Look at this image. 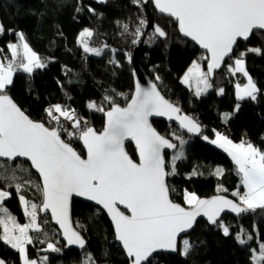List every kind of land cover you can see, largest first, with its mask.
<instances>
[{"label":"trees","instance_id":"16d2710c","mask_svg":"<svg viewBox=\"0 0 264 264\" xmlns=\"http://www.w3.org/2000/svg\"><path fill=\"white\" fill-rule=\"evenodd\" d=\"M148 7L153 20L167 33V37H153V31L145 25L139 42L133 44L140 20L147 19L143 5H134L131 0H0V24L6 30L0 35V61L11 59L7 45L19 40L17 33H23L32 50L46 63V67L34 69L30 74L18 70L7 94L31 119L44 122L46 126L54 127L56 124L50 122L45 110L60 104L74 109L77 118L100 131L104 124V112L90 109L88 104L95 102L107 110L111 105L104 100L105 96H111L119 105L127 103L133 91L132 64L128 54L131 56L133 49L142 41L141 67L165 98L178 105L182 113L194 118L201 126L200 133L191 138L183 132L179 133L174 124L152 120L157 131L173 143L179 144L173 133L187 141L183 158L175 162V174L167 176L170 198L185 204L184 192L187 191L194 192L198 197L222 193L238 201V197L232 195L237 190L243 192L236 165L227 152L210 141L219 132L233 142L244 140L264 151V33L255 31L249 41H240L234 52L238 56L248 48L261 49V54L248 52L245 57L246 69L260 89L256 100L237 99L234 82L242 83L245 78L240 73L233 76L227 71V64L232 63L227 59L210 78L211 90L196 96L180 82L179 77L194 59L205 68V53L180 36L175 21L157 14L151 2ZM89 8L94 11H89ZM124 24L128 25V32H124ZM85 28L93 32L89 46L102 48L101 55L86 53L81 46L80 33ZM147 36L153 38L146 42L144 39ZM113 60L117 63L110 62ZM157 75L159 81L155 79ZM221 88L224 89L223 94L218 93ZM237 104L239 110L236 109ZM225 113L231 114L227 122ZM205 136L208 140L203 139ZM71 145L84 155L78 139H72ZM126 150L136 160L131 144H126ZM174 153L175 150L164 155L168 172L172 171ZM0 165V190L11 193L3 206L20 223L27 218L22 213L20 195L38 206L41 231H30L34 237L33 243L27 246L30 259L40 264L47 256L44 264H86L90 255L95 264H129L114 240L107 216L92 204L77 199L72 200L71 216L86 246L82 251L65 249L57 228L47 214L39 211L42 194L37 185L40 181L30 165L22 160L9 162L1 159ZM217 169H222L223 173L216 175ZM16 184L23 185L19 193ZM218 187L227 191L218 192ZM222 222L229 227L228 236L218 225L210 227L205 221L198 220L194 229L182 237L178 245L185 238L190 240L193 247L187 256L179 251L176 254L156 253L150 258L151 264H253V251L259 250V245L264 243V209L237 217L225 214ZM237 235H241L247 243L240 244ZM249 236L252 239L249 240ZM49 242L61 251H45ZM0 258L7 264H22L19 253L3 241H0Z\"/></svg>","mask_w":264,"mask_h":264},{"label":"snow or ice","instance_id":"6c2138e0","mask_svg":"<svg viewBox=\"0 0 264 264\" xmlns=\"http://www.w3.org/2000/svg\"><path fill=\"white\" fill-rule=\"evenodd\" d=\"M131 2L141 6L147 0ZM154 4L159 12L175 19L184 36L190 37L209 54L204 57L208 61L207 71L199 62L193 61L182 80L189 87L195 82L196 96L212 87L210 78L216 69L226 63L227 58L232 61L227 64V71L233 76L240 73L247 78L243 86L236 84L237 99H257L260 89L246 69L245 57L248 52L261 54V49L248 48L238 56L234 52L241 40L249 41L256 30L264 31V0H154ZM89 11L94 10L89 8ZM146 24V20H140L133 44L139 42L141 29ZM123 29L128 32V25L124 24ZM5 31L0 24V35ZM16 35L19 43L7 45L11 59L7 63L0 62V158L13 161L25 157L31 162L42 180V184L37 185L43 197L39 210H50L53 221L63 230L67 245L85 246L84 238L73 228L70 219L73 195L94 201L107 211L114 225L115 237L121 242L129 264H151L150 257L158 251H179L187 256L193 245L185 238L178 247V237L193 229L198 217H206L228 236L229 227L220 220L221 213L226 209L237 215L264 209V151L244 140L234 143L219 132L210 143L227 152L236 165L244 191L237 190L232 195L238 197L239 202L219 195L201 199L194 192L187 191L184 193L187 207L170 199L166 177L175 174V162L183 158L182 149L187 141L173 133L174 139L179 141L180 150L172 157V171H166L164 149L176 150L178 145L161 135L149 118L164 116L169 120L175 119L189 133L199 134L201 128L194 118L181 115L180 108L165 99L155 83L142 87L137 82L124 107L111 96L104 97L111 105L107 110L90 102L88 108L104 112L106 119L101 131L77 118L74 109L69 110L60 104L45 110L50 122H55V127L31 119L7 94V89L13 84L18 70L30 74L34 69L46 67V63L32 50L23 33ZM92 36L93 32L85 28L80 33L79 42L86 53L99 56L102 48L89 46ZM156 36L166 38L167 33L157 25L153 32V37ZM128 59L131 61L130 54ZM110 62L117 63L115 60ZM155 79L159 81L160 77L157 75ZM219 92L223 94L224 89H219ZM236 109L239 110V104ZM230 116V113L224 114L225 122ZM61 117L70 122L67 127L61 123ZM62 134L68 139L62 138ZM129 138L135 142L138 161L125 150V141ZM72 139L83 143L86 156L72 147ZM203 139L208 140V137ZM222 173V169L216 170V175ZM15 187L19 193L23 185L16 184ZM217 191L226 192L227 189L218 187ZM10 196V192L0 190V213L4 214L0 215V227L3 229L0 241L19 253L22 264H38L29 258L27 251V246L34 240L30 231H41L38 206L20 195L24 213L29 217L27 224H20L3 206ZM236 239L240 244L247 243L241 235H237ZM45 251L60 252L61 249L49 242ZM47 260V256L43 257L40 264ZM253 260L256 264H264V243L259 245V256L253 255ZM0 264H6V261L0 259ZM86 264H95L90 255Z\"/></svg>","mask_w":264,"mask_h":264},{"label":"water","instance_id":"95a60500","mask_svg":"<svg viewBox=\"0 0 264 264\" xmlns=\"http://www.w3.org/2000/svg\"><path fill=\"white\" fill-rule=\"evenodd\" d=\"M149 2H151V4H152V6H153V8H154V10L156 11V13L157 14H160V15H163V16H166V17H170V16H168L167 14H165V13H161V12H159L156 8H155V4H154V0H147V3H145V4H143V7H144V9H145V12H146V19H147V24H146V28L147 29H150V30H152L153 32H154V27L155 26H157V24L155 23V21L153 20V16H152V14H151V12H150V10H149V7H148V3ZM173 21H175V19L174 18H172V17H170ZM176 22V21H175ZM176 24H177V30H178V33L180 34V36L182 37V38H184V39H187L188 41H190L195 47H197L199 50H201L202 52H204L205 53V55L206 56H208L209 54L206 52V50H204L203 48H201L195 41H193L190 37H186V36H184L180 31H179V27H178V23L176 22ZM160 27V26H159ZM161 28V27H160ZM256 31H259V30H256ZM260 32H263L264 33V31H260ZM160 38H162L163 39V37H160ZM242 42H246V41H243V40H241ZM143 51H144V45L142 44V43H139L134 49H133V51H132V55H131V64H132V81H133V91H132V93H131V96H132V94L134 93V91H135V85H136V83L137 82H139L140 84H141V86L142 87H149L152 83H155L148 75H147V73L144 71V69L141 67V65H140V63H139V58H140V56L142 55V53H143ZM227 59V58H226ZM207 63H208V61H206V65H205V69H206V71H207ZM223 65V64H222ZM222 67V66H221ZM220 69V68H219ZM219 69H216L214 72H216V71H218ZM156 84V83H155ZM157 86V85H156ZM157 89H158V87H157ZM159 90V89H158ZM160 91V90H159ZM160 93H161V91H160ZM161 95L163 96V94L161 93ZM10 96V95H9ZM131 96H130V98H131ZM11 97V96H10ZM130 98H129V100H130ZM165 99H167V98H165ZM13 100V99H12ZM128 100V101H129ZM168 100V99H167ZM14 101V100H13ZM127 101V102H128ZM171 102V101H170ZM171 103H173V102H171ZM127 104V103H126ZM126 104L125 105H120L121 107H124V106H126ZM174 105H176L175 103H173ZM176 106H178V105H176ZM179 107V106H178ZM180 114L181 115H187V114H184V113H182V112H180ZM188 116V115H187ZM190 117V116H189ZM105 115H104V124H103V127H104V125H105ZM150 119V123L152 124V120H160V121H163V122H165V123H170V124H174V125H176L178 128H180V130L183 132V133H185L187 136H189V137H195V136H197L198 134H196V133H189L186 129H182L181 127H180V125H179V122L178 121H176L175 119H173V120H169L167 117H164V116H152V117H150L149 118ZM35 121V120H34ZM38 122H40V121H38ZM199 124V123H198ZM200 125V124H199ZM152 126H153V124H152ZM55 127V126H54ZM103 127H102V129H103ZM154 127V126H153ZM155 128V127H154ZM200 128H201V126H200ZM101 129V130H102ZM156 129V128H155ZM100 130V131H101ZM157 130V129H156ZM162 135V134H161ZM163 136H165V135H163ZM165 138H167V139H170L169 137H167V136H165ZM171 140V139H170ZM79 142H80V144H81V146H82V148H83V151H84V155L86 156V150H85V148H84V146H83V143L79 140ZM173 142V141H172ZM127 143H129V144H131L133 147H134V149H135V154H136V160L138 161V155H137V151H136V146H135V142L134 141H132L130 138L129 139H127L126 141H125V150H126V144ZM174 149H164V155H165V153L167 152V153H170V152H172ZM127 151V150H126ZM1 160H5V161H8L6 158H0ZM17 160H22V161H25V162H27L29 165H30V167H31V169H32V171L37 175V177L39 178V181H40V184H42V180H41V177L39 176V173L34 169V168H32V166H31V162L30 161H28L27 160V158H25V157H18V158H16L15 160H13V161H9V162H14V161H17ZM135 160V159H134ZM167 171V170H166ZM166 183H167V177H166ZM224 196V197H226L227 199H231V200H233L234 202H238V201H236L235 199H233L232 197H230V196H228V195H226V194H222V193H216V194H213V195H211V196H208V197H200L201 199H210V198H212V197H214V196ZM170 196V195H169ZM73 199H77V200H81V201H84V202H87V203H90V204H92L93 206H95V207H97V208H99L106 216H107V218H108V220H109V222H110V224L112 225V228H113V232H114V240L120 245V247H121V249H122V251L124 252V254H125V256H126V253H125V250L123 249V247H122V244H121V242L120 241H118L117 239H116V237H115V229H114V225H113V222H112V220H111V218H110V216L108 215V213H107V211L106 210H104L103 208H102V206H100V205H97L94 201H89L87 198H85V197H78V196H75V195H73V197H72V199H71V202H70V219H71V222H72V226H73V228L75 229V227H74V225H73V221H72V216H71V206H72V200ZM171 199V198H170ZM42 201H43V197H42ZM174 202V201H173ZM174 203H178V202H174ZM178 204H180V203H178ZM181 206H184V207H187V205L186 204H181ZM42 207V202H41V204L39 205V209ZM121 207V210L122 211H125L126 212V214H127V211L123 208V206H120ZM40 211V210H39ZM40 213L41 214H47V216L49 217V219H50V221H51V223L57 228V230H58V232H59V234H60V239H61V241L64 243V248L65 249H75V250H78V251H82L84 248H85V246H86V242H85V246H84V248H80L78 245H67V242H66V240L64 239V237H63V230L60 228V226L57 224V223H55V221H53V219H52V217H51V212H50V210L49 211H40ZM225 214H230L231 216H234V217H237V216H239V215H237L236 213H234V212H231V211H229V210H225L223 213H221V217H220V219L225 215ZM198 220H203V221H205L206 223H207V225H209L210 227H212V226H214L213 224H211L208 220H207V218L206 217H203V216H201V217H198L197 218V221ZM197 221H196V223H197ZM196 223H195V225H196ZM195 225H194V227H195ZM194 227H193V229H194ZM193 229H190L188 232H185V233H181L180 234V236L178 237V245H179V242H180V239L182 238V237H184V236H186V235H188ZM76 230V229H75ZM77 231V230H76ZM83 237V236H82ZM85 240V239H84ZM157 253H165V254H176V252H171V251H158ZM154 254H156V253H154ZM153 254V255H154ZM126 258L128 259V257L126 256ZM151 258V257H150ZM0 259H2V258H0ZM7 264V263H6Z\"/></svg>","mask_w":264,"mask_h":264},{"label":"rangeland","instance_id":"374dc122","mask_svg":"<svg viewBox=\"0 0 264 264\" xmlns=\"http://www.w3.org/2000/svg\"><path fill=\"white\" fill-rule=\"evenodd\" d=\"M11 43H19V40H17L16 42H11ZM141 43H143L142 41H141ZM81 46H82V44H81ZM83 47V46H82ZM193 61H197V62H199L198 60H193ZM193 61H191V63L189 64V66L187 67V69L185 70V72L179 77V80H180V82H182V80H183V77H184V74L187 72V70H188V68L191 66V64H192V62ZM0 62H2V61H0ZM8 62V61H7ZM7 62H5L4 61V63H7ZM200 64H201V62H199ZM201 66H202V64H201ZM202 68L204 69V71H206V69L202 66ZM242 75V74H241ZM245 78V80H244V82H242V83H240L241 84V86H243L245 83H247V78L246 77H244ZM183 83V82H182ZM237 83H239V82H234V87H235V95H236V84ZM184 84V83H183ZM187 88H189V90H191L192 92H193V94H195V82L193 81L192 82V86L191 87H189V85H187V84H184ZM209 90H211V88H209L207 91H209ZM206 91V92H207ZM218 93L220 94V92L218 91ZM196 95V94H195ZM237 97V96H236ZM68 109V108H67ZM69 110H71V109H69ZM64 119L61 117V123H62V121H63ZM68 122V121H67ZM63 124V123H62ZM70 124V122H68V125ZM62 136H64L65 137V135H62ZM215 139V138H214ZM213 139V140H214ZM185 140V139H184ZM234 143H239V142H234ZM185 145H186V143L184 144V146H183V149H182V151H183V154H184V149H185ZM258 148V147H257ZM178 150H180L179 149V144H178V148L175 150V153L178 151ZM174 153V154H175ZM185 193V192H184ZM32 203V202H31ZM21 206H22V213H23V215L25 216V217H27L26 215H25V213H24V206L21 204ZM5 207V206H4ZM29 210H31V208L29 207ZM10 213V212H9ZM11 214V213H10ZM0 215H4L3 213H0ZM12 215V214H11ZM18 222V221H17ZM29 222V217H27L26 218V220H25V222L24 223H20V222H18V223H20V224H27ZM38 223H39V220H38ZM223 230V229H222ZM2 231H3V229H2V227H0V234H2ZM253 255H256V256H259V250H255V251H253ZM254 261V260H253ZM253 264H256V262L254 261V263Z\"/></svg>","mask_w":264,"mask_h":264},{"label":"built area","instance_id":"2783aa9c","mask_svg":"<svg viewBox=\"0 0 264 264\" xmlns=\"http://www.w3.org/2000/svg\"><path fill=\"white\" fill-rule=\"evenodd\" d=\"M149 38H150V36H147L144 40H145L146 42H149V41H150ZM62 123L65 125V127L68 126V122H67V121L63 120ZM177 131H178L179 133L182 132V131L180 130V128H178V127H177ZM62 135H63V134H62ZM63 137H64V136H63ZM65 138H68V137L65 136ZM220 220H222V218H221Z\"/></svg>","mask_w":264,"mask_h":264},{"label":"crops","instance_id":"0c3cea01","mask_svg":"<svg viewBox=\"0 0 264 264\" xmlns=\"http://www.w3.org/2000/svg\"><path fill=\"white\" fill-rule=\"evenodd\" d=\"M221 134V133H220ZM223 135V134H222ZM215 139H216V135H215ZM231 157V156H230ZM242 185V184H241ZM242 189H243V191H244V188H243V186H242Z\"/></svg>","mask_w":264,"mask_h":264}]
</instances>
